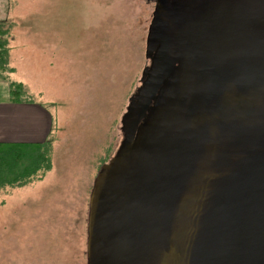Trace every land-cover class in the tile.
Listing matches in <instances>:
<instances>
[{
  "label": "water",
  "instance_id": "95a60500",
  "mask_svg": "<svg viewBox=\"0 0 264 264\" xmlns=\"http://www.w3.org/2000/svg\"><path fill=\"white\" fill-rule=\"evenodd\" d=\"M86 264H264V0H157Z\"/></svg>",
  "mask_w": 264,
  "mask_h": 264
},
{
  "label": "rangeland",
  "instance_id": "374dc122",
  "mask_svg": "<svg viewBox=\"0 0 264 264\" xmlns=\"http://www.w3.org/2000/svg\"><path fill=\"white\" fill-rule=\"evenodd\" d=\"M156 4L0 0L8 30L0 98L23 96L11 86L20 82L19 92L53 116L50 169L0 189V264H86L90 190L118 148L121 116L149 64L145 42Z\"/></svg>",
  "mask_w": 264,
  "mask_h": 264
},
{
  "label": "trees",
  "instance_id": "16d2710c",
  "mask_svg": "<svg viewBox=\"0 0 264 264\" xmlns=\"http://www.w3.org/2000/svg\"><path fill=\"white\" fill-rule=\"evenodd\" d=\"M4 22L0 21V67L6 68L8 48L6 38H2L8 30L2 27ZM18 89L16 92L23 96L15 99L12 96V101L23 102L30 101L28 94L19 88H22L20 82H14ZM19 95V94H18ZM18 95H14L17 96ZM51 167V140L47 139L42 143L27 144V143H0V189L6 186H22L30 182L34 178H42L44 172Z\"/></svg>",
  "mask_w": 264,
  "mask_h": 264
},
{
  "label": "crops",
  "instance_id": "0c3cea01",
  "mask_svg": "<svg viewBox=\"0 0 264 264\" xmlns=\"http://www.w3.org/2000/svg\"><path fill=\"white\" fill-rule=\"evenodd\" d=\"M8 96V95H7ZM0 98V143L37 144L49 139L53 116L37 101Z\"/></svg>",
  "mask_w": 264,
  "mask_h": 264
}]
</instances>
